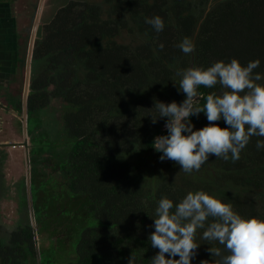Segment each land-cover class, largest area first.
<instances>
[{
	"label": "trees",
	"instance_id": "1",
	"mask_svg": "<svg viewBox=\"0 0 264 264\" xmlns=\"http://www.w3.org/2000/svg\"><path fill=\"white\" fill-rule=\"evenodd\" d=\"M103 1L110 4L106 10ZM103 1H68L44 24L32 51L26 100L31 125L33 113H44L54 101L65 105L62 130L55 133H63L69 145L59 180L45 177L34 190L46 194V186H58L64 212L78 221L69 233L73 259L57 263L42 250L37 254L31 225L18 223L0 238V264H128L130 256L135 264H151L158 252L148 241L157 201L167 196L175 204L189 191L203 190L231 203L241 216L264 220V148H256L264 138L251 137L235 162L210 156L199 171L185 173L173 161H160L152 144L167 134L165 119L153 124L150 115L158 113L144 110L155 101L185 99L178 69L235 58L242 66L259 60L254 73L264 75V0ZM156 15L164 21L160 33L145 23ZM122 32L129 42L117 41ZM183 37L192 39L193 53L185 55L177 46ZM220 90L200 86L194 106L202 107L206 95ZM11 107L20 113V99ZM189 119L193 130L209 123L203 113ZM216 123L226 127L223 120ZM37 200L39 221L45 205ZM195 242L200 247L191 264H212L208 248L222 246L203 240L200 229Z\"/></svg>",
	"mask_w": 264,
	"mask_h": 264
},
{
	"label": "clouds",
	"instance_id": "2",
	"mask_svg": "<svg viewBox=\"0 0 264 264\" xmlns=\"http://www.w3.org/2000/svg\"><path fill=\"white\" fill-rule=\"evenodd\" d=\"M156 33L164 29L163 19L156 15L145 18ZM185 54L195 51L190 37H183L177 45ZM163 49V44L158 45ZM259 60L249 61L242 66L235 58L230 62L217 61L211 66H191L178 69V91L185 99L165 104L155 101L151 113L155 124L157 119H165L166 135L153 139V148L161 153L160 161L170 160L178 164L180 171H199L210 156L233 162L240 159L241 151L250 138H264V84L257 83L264 75L254 73ZM204 97L202 107L194 106L201 96L200 86L215 88ZM203 113L209 122L207 126L193 130L190 117ZM223 120L226 127L216 122ZM256 148H264V139H258ZM154 231L148 236L151 247L158 252L151 258V264H191L200 244L195 242L197 229L202 230V239L216 242L222 247H209L212 264H264V220L244 217L233 210L231 203H224L203 190L189 191L175 203L167 196L157 201L154 209ZM167 257L169 258H166ZM179 257V259H175ZM128 264H135L130 256ZM200 264H209L201 261Z\"/></svg>",
	"mask_w": 264,
	"mask_h": 264
},
{
	"label": "rangeland",
	"instance_id": "3",
	"mask_svg": "<svg viewBox=\"0 0 264 264\" xmlns=\"http://www.w3.org/2000/svg\"><path fill=\"white\" fill-rule=\"evenodd\" d=\"M68 1L71 0H13L11 10L19 19L21 31L23 33L22 40L20 41V51L23 53L22 61H25L27 43L30 32H32L34 17L36 18L37 16L38 27L36 26V32L34 33L35 39L33 41V47L35 41L37 42L42 35L44 24L48 23L56 10L64 6ZM76 1L100 3L103 0ZM109 6L110 4H106L104 1L102 2L103 10H106ZM130 40L131 38L125 32H122L117 38V41L122 43H127ZM31 68L32 60L30 61V74ZM17 74V81L12 84L8 90L0 89V92H5L4 94H13L15 96L22 95L23 98L25 91L23 83L26 79L24 62H21ZM27 80L28 88H26V92L29 93L32 80L31 75ZM2 96L6 95L0 94V103L5 105ZM64 109L65 105L62 102L54 101L44 113H33L32 116H30L32 125L31 122L27 123L25 121L26 115H24L23 118V115L15 113L13 118L14 122L16 119L17 122H15L16 124L13 128H10V123L4 126L6 128L3 130V138H6L5 140L8 141V143H6V146H2L3 148H0V238L4 240L6 238L5 234L17 227L18 223L31 225V211L35 219L34 225L36 229L38 251L42 250L48 253L57 263H65L73 259V249L69 243V233L72 230V224L77 225L78 221L74 219L72 222V219H70L71 216L66 215L65 212L68 211L67 208H65L64 212L62 199L59 198V192L57 191L58 186L54 185V187L51 188L49 186L47 188L46 186V191L48 192L46 194L40 193L38 190H36L35 193L34 189L40 182L48 180L45 179V177L48 176L46 174V165L52 163L54 167L62 161L61 156H64V153L68 152V140L63 133L59 134L62 130L60 115ZM8 117L4 118L7 123L11 119ZM24 122L27 124L26 130H28L26 133V140L23 135V127L20 126V124L23 126ZM56 130L59 131L57 135H55V133H57ZM59 136H61L62 139ZM24 141L27 145V149L22 148ZM13 142L16 144L14 149L10 146ZM57 143H62L61 147L54 148ZM28 148H32L30 152H28ZM25 152L26 158L24 155ZM26 161L28 163V168L26 167ZM27 182L30 186L27 185ZM29 196L32 200L33 197L36 196L39 206L45 205L41 211L39 221L36 220L37 212L34 209V205H32V207L28 205ZM50 196L54 198H47ZM32 203L34 202L32 201ZM74 206H76V204H74ZM73 209H75V214L80 211L77 210V207ZM49 249H51V252H48Z\"/></svg>",
	"mask_w": 264,
	"mask_h": 264
},
{
	"label": "crops",
	"instance_id": "4",
	"mask_svg": "<svg viewBox=\"0 0 264 264\" xmlns=\"http://www.w3.org/2000/svg\"><path fill=\"white\" fill-rule=\"evenodd\" d=\"M12 4L13 0H0V87L6 84H8V86L10 87V81L15 75H17V69H15V67H18L19 59L22 57L20 49L17 48L18 43H20V41L22 40L23 33L21 31L19 19L14 15L13 11L11 10ZM35 21L36 18L34 17L32 27ZM1 93L2 92H0V94ZM2 94L6 95L4 93ZM3 99L5 105L0 103V145L5 146L8 141L5 140L6 138H3V130L6 128L4 126L9 123L10 128H13L15 126V122H17V119L14 122L13 115L17 112H14L11 106L5 107L8 104L5 96H2V100ZM6 117L11 118L8 123L6 122V119H4ZM13 144H15V142H13L10 146L12 147Z\"/></svg>",
	"mask_w": 264,
	"mask_h": 264
},
{
	"label": "flooded vegetation",
	"instance_id": "5",
	"mask_svg": "<svg viewBox=\"0 0 264 264\" xmlns=\"http://www.w3.org/2000/svg\"><path fill=\"white\" fill-rule=\"evenodd\" d=\"M20 47H21V45H20V43H18V48L17 49H20ZM28 47H29V40H28V43H27V53H28ZM33 51V50H32ZM21 52V51H20ZM27 53H26V57H25V61L23 60L22 61V57L19 59V63H18V67H15V69H17V73H18V71H19V68H20V65H21V62H24L25 63V71H26V73H27ZM23 53L21 52V55H22ZM14 73H15V71H14ZM18 75V74H17ZM17 75H15L13 78H12V76H11V78H12V80L10 81V87H11V85L12 84H14L17 80ZM30 75L31 74H29V78H30ZM9 77V76H8ZM26 77V76H25ZM25 79V78H24ZM26 80V79H25ZM25 80H24V83H23V88H25L26 87V82H25ZM9 86H8V84H6V85H3L2 87H0V89H6V90H8L9 88H10ZM3 93H5V92H3ZM2 94V93H1ZM27 96H28V93H27ZM6 100H7V104L8 105H6V106H12L14 103H15V100H17V99H20V103H21V105H22V102H23V98H22V95L21 96H15V95H13V94H7L6 93ZM5 100V101H6ZM26 100H27V97H26ZM11 108V107H10ZM12 110L14 111V112H17V114H21V115H23L24 114V112H23V107H22V110H21V112L19 113L18 111H16L13 107H12ZM28 120H29V117H28V114H27V110H26V122L28 123ZM18 122H20V121H18ZM26 124V123H25ZM20 126L21 127H23L22 126V124H20ZM25 128H27V124L25 125ZM27 131L28 130H25V134H24V128H23V135H26V133H27ZM30 136V135H29ZM30 140H31V137H30ZM7 145V144H6ZM5 145V146H6ZM1 147L0 148H3L2 147V145H0ZM12 147H13V149L16 147V144H13L12 145ZM22 148H24V149H27V147H25L24 145H23V147ZM32 148H28V152H30V150H31ZM1 150V149H0ZM24 155L26 156V152L24 153ZM27 156H28V154H27ZM53 166H52V163H48L47 165H46V168H47V172H46V174L48 175L47 177H49V178H56L58 175H59V171H60V169H59V163L57 164V165H55L53 168H52ZM53 170H52V169ZM58 180H59V177L57 178ZM32 199H31V206L33 205V203H32ZM40 214H41V212H40ZM29 216H30V214H29ZM35 220V219H34Z\"/></svg>",
	"mask_w": 264,
	"mask_h": 264
},
{
	"label": "water",
	"instance_id": "6",
	"mask_svg": "<svg viewBox=\"0 0 264 264\" xmlns=\"http://www.w3.org/2000/svg\"><path fill=\"white\" fill-rule=\"evenodd\" d=\"M37 20L38 19L36 17V21L34 22L33 27H32V32H31L30 39H29L28 53H27V73H26V80H25L26 87L24 88L25 91H24L23 102H22V107H23V112H24L23 118H24V115H26V97H27L26 88H28V82H27L28 80L27 79H29V74H30V61H31V55H32V50H33L34 33L36 31V26H37V23H38ZM25 125L26 124L24 122V125H23L24 134H25V130H26ZM24 137H25V140H26V135H24ZM22 145H24L25 147L27 146L26 143H25V141H24V143ZM25 158H26V156H25ZM26 167L28 168L27 161H26ZM27 173H28V171H27ZM27 185L30 186L28 184V182H27ZM28 205H29V207H32L31 206V198H30V196L28 198ZM30 213H31V216H30V218H31V227H32L33 232H34V239H35L36 251H37V254H38V247H37V242H36V229H35V225H34V218H33V215H32V212L31 211H30ZM38 257L39 256H37V261L39 262V258Z\"/></svg>",
	"mask_w": 264,
	"mask_h": 264
},
{
	"label": "bare ground",
	"instance_id": "7",
	"mask_svg": "<svg viewBox=\"0 0 264 264\" xmlns=\"http://www.w3.org/2000/svg\"><path fill=\"white\" fill-rule=\"evenodd\" d=\"M12 246V245H11ZM13 259V258H12Z\"/></svg>",
	"mask_w": 264,
	"mask_h": 264
}]
</instances>
